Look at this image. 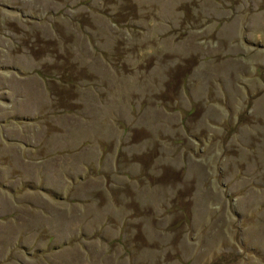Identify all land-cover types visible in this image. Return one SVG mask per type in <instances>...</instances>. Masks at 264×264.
I'll use <instances>...</instances> for the list:
<instances>
[{"label":"rangeland","instance_id":"1","mask_svg":"<svg viewBox=\"0 0 264 264\" xmlns=\"http://www.w3.org/2000/svg\"><path fill=\"white\" fill-rule=\"evenodd\" d=\"M0 102V264H264V0H0Z\"/></svg>","mask_w":264,"mask_h":264},{"label":"crops","instance_id":"2","mask_svg":"<svg viewBox=\"0 0 264 264\" xmlns=\"http://www.w3.org/2000/svg\"><path fill=\"white\" fill-rule=\"evenodd\" d=\"M17 81H21L17 76H16V86H14V88L12 87L11 88V86L10 85H8L7 84V88H5V89H3V94L6 96V98H4V97H2L3 99H4V101H6L7 103H8V101L7 100H9V98H10V93H11V90L12 89H14V92H15V95H13V96H15V98L16 99H19V100H23V98H25V90H24V86L22 85L21 87L17 84ZM18 94H20L21 96H18ZM14 98V97H13ZM5 104V103H4ZM3 103H1L0 102V110H3V111H5V110H7L8 108L7 107H5V105H4ZM4 106V107H3ZM9 110V109H8ZM37 112H39L37 109H35V111H34V114H36ZM17 116V114H16V112H15V114L14 115H10V117L9 118H13V117H16ZM28 130H30L31 131V134L26 138V139H23L22 141H20V139H19V141H15V145H14V147H13V145H12V147H13V153H15V151L16 152H19V153H22V154H24V152L25 153H27L29 150H31V152L32 151H35V150H39L38 151V156H40V155H42L41 153H43V151L45 150V149H47L46 147V145H43V147L40 145L41 143H42V139L40 138V135L38 136V137H36L35 136V130H31V128L29 129V127H28ZM9 131V134H11V136H13V137H15V136H17V138H20L19 137V135L17 134V132H23V131H25V129H23V128H19V127H17V128H12L11 130H6L5 132H8ZM4 134H6V133H4ZM23 136V135H22ZM31 138H33V140H34V143L32 144L31 142H27V141H24V140H31ZM41 139V140H40ZM15 140H18V139H15ZM23 146V147H22ZM41 147V148H40ZM22 151V152H21ZM34 154V153H33ZM34 158V157H33ZM21 163V162H20Z\"/></svg>","mask_w":264,"mask_h":264},{"label":"trees","instance_id":"3","mask_svg":"<svg viewBox=\"0 0 264 264\" xmlns=\"http://www.w3.org/2000/svg\"><path fill=\"white\" fill-rule=\"evenodd\" d=\"M53 82H54V81H53ZM57 95H58V92H57ZM54 99H55V98L53 97V99H52V100L54 101ZM54 102H55V101H54Z\"/></svg>","mask_w":264,"mask_h":264}]
</instances>
